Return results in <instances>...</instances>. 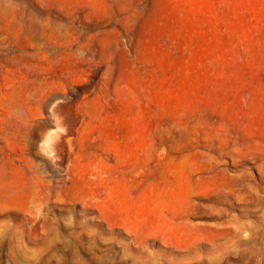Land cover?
<instances>
[{
    "label": "rangeland",
    "instance_id": "1",
    "mask_svg": "<svg viewBox=\"0 0 264 264\" xmlns=\"http://www.w3.org/2000/svg\"><path fill=\"white\" fill-rule=\"evenodd\" d=\"M0 264H264V0H0Z\"/></svg>",
    "mask_w": 264,
    "mask_h": 264
}]
</instances>
